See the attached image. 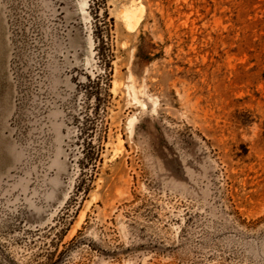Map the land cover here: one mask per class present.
I'll use <instances>...</instances> for the list:
<instances>
[{
  "label": "rangeland",
  "instance_id": "1",
  "mask_svg": "<svg viewBox=\"0 0 264 264\" xmlns=\"http://www.w3.org/2000/svg\"><path fill=\"white\" fill-rule=\"evenodd\" d=\"M0 264H264V0H0Z\"/></svg>",
  "mask_w": 264,
  "mask_h": 264
},
{
  "label": "bare ground",
  "instance_id": "2",
  "mask_svg": "<svg viewBox=\"0 0 264 264\" xmlns=\"http://www.w3.org/2000/svg\"><path fill=\"white\" fill-rule=\"evenodd\" d=\"M132 3H134V1ZM129 4H131V3H129ZM127 6H128V4H127ZM119 13L121 14V19H122L123 23L126 26H130L132 21L134 20V18L140 14V11L138 10V6L136 4H132L128 7L125 6V8L122 10V12L120 11ZM117 17H118V15H117Z\"/></svg>",
  "mask_w": 264,
  "mask_h": 264
}]
</instances>
